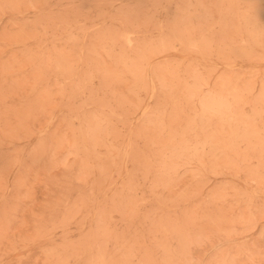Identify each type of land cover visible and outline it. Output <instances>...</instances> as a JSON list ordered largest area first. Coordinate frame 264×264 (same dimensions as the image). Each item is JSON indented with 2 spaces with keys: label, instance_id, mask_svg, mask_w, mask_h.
Here are the masks:
<instances>
[{
  "label": "rangeland",
  "instance_id": "374dc122",
  "mask_svg": "<svg viewBox=\"0 0 264 264\" xmlns=\"http://www.w3.org/2000/svg\"><path fill=\"white\" fill-rule=\"evenodd\" d=\"M0 264H264V0H0Z\"/></svg>",
  "mask_w": 264,
  "mask_h": 264
},
{
  "label": "bare ground",
  "instance_id": "6f19581e",
  "mask_svg": "<svg viewBox=\"0 0 264 264\" xmlns=\"http://www.w3.org/2000/svg\"><path fill=\"white\" fill-rule=\"evenodd\" d=\"M129 40V39H128ZM131 42V41H130Z\"/></svg>",
  "mask_w": 264,
  "mask_h": 264
}]
</instances>
